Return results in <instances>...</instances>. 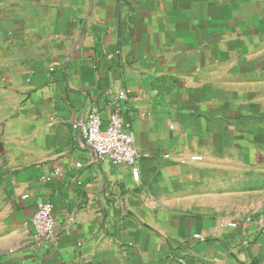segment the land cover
<instances>
[{
  "label": "crops",
  "instance_id": "0c3cea01",
  "mask_svg": "<svg viewBox=\"0 0 264 264\" xmlns=\"http://www.w3.org/2000/svg\"><path fill=\"white\" fill-rule=\"evenodd\" d=\"M91 106L136 174L73 127ZM258 213L264 0H0V264H264Z\"/></svg>",
  "mask_w": 264,
  "mask_h": 264
},
{
  "label": "built area",
  "instance_id": "2783aa9c",
  "mask_svg": "<svg viewBox=\"0 0 264 264\" xmlns=\"http://www.w3.org/2000/svg\"><path fill=\"white\" fill-rule=\"evenodd\" d=\"M124 96L125 92H121L120 97L124 98ZM73 127L79 132L95 158H108L113 163L126 164L132 168L133 174H136L137 162L146 153L135 144L132 131L123 126V119L117 111L111 112L103 122L98 110L91 106L85 121L75 124ZM191 158L193 160L200 159L199 156ZM244 222L264 226V213L246 217ZM29 223L37 241H49L55 237L56 223L52 216L51 202L39 200ZM221 224L234 227L237 223L228 221L221 222Z\"/></svg>",
  "mask_w": 264,
  "mask_h": 264
}]
</instances>
